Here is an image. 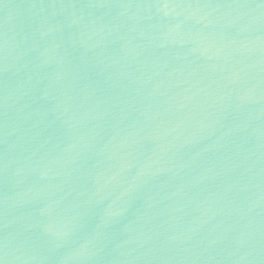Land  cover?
I'll list each match as a JSON object with an SVG mask.
<instances>
[{"label":"water","instance_id":"water-1","mask_svg":"<svg viewBox=\"0 0 264 264\" xmlns=\"http://www.w3.org/2000/svg\"><path fill=\"white\" fill-rule=\"evenodd\" d=\"M2 264H264V0H0Z\"/></svg>","mask_w":264,"mask_h":264},{"label":"snow or ice","instance_id":"snow-or-ice-1","mask_svg":"<svg viewBox=\"0 0 264 264\" xmlns=\"http://www.w3.org/2000/svg\"><path fill=\"white\" fill-rule=\"evenodd\" d=\"M0 264H2V262H0Z\"/></svg>","mask_w":264,"mask_h":264}]
</instances>
